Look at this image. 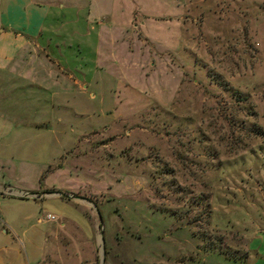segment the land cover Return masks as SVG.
<instances>
[{"label": "rangeland", "instance_id": "374dc122", "mask_svg": "<svg viewBox=\"0 0 264 264\" xmlns=\"http://www.w3.org/2000/svg\"><path fill=\"white\" fill-rule=\"evenodd\" d=\"M86 1L100 70L54 30L0 87V264H264V0Z\"/></svg>", "mask_w": 264, "mask_h": 264}, {"label": "crops", "instance_id": "0c3cea01", "mask_svg": "<svg viewBox=\"0 0 264 264\" xmlns=\"http://www.w3.org/2000/svg\"><path fill=\"white\" fill-rule=\"evenodd\" d=\"M58 2V9H63L65 6L63 2L60 0H0V87L5 84L8 79L11 82V79L18 78L22 79L23 77H13L16 76V62L21 54V59L23 57L22 53L27 52L28 50L35 51L41 50V41L43 40V36H47L48 41H52L51 37L58 38L60 35H54V30L60 29H68L67 31H77V33L73 34L72 32L67 33L68 40L75 42L76 40L82 45V47L86 50L85 56H82L80 60H82L81 65H78V70H72L70 67V71L77 76L78 79L87 78L94 70V74L100 70L98 68V51L99 46L101 44V38L98 34V31L94 33V41H87L86 33L87 31H91L92 26L88 25L85 21H80L74 24L67 23H57L54 20L56 10L54 8V2ZM64 1V0H63ZM100 0H91V6L93 10L95 5L100 4ZM87 5V1L79 0L78 10L79 13L85 10L82 9L83 6ZM94 11V10H93ZM51 20V22H49ZM93 28V27H92ZM91 37V35H89ZM76 39V40H75ZM87 46H90L89 48ZM89 54H88V50ZM33 53V54H34ZM28 55L27 57L30 59V62L33 63L37 60L36 55ZM70 66V65H69ZM67 67V66H66ZM32 69V68H31ZM31 75V73H30ZM82 77V78H81ZM28 81V80H27ZM84 81V80H83ZM29 82V83H28ZM26 82L25 86H34L36 90H38V86L31 80ZM37 82V80H35ZM71 86H78L80 90H83L85 84L80 80L71 81ZM22 85V84H21ZM20 85V86H21ZM46 91V90H43ZM213 256V257H210ZM215 254L205 255L201 260L202 263H206V260L212 258L214 260ZM217 264H245V262L240 261H231L227 260L219 255ZM215 262V261H214Z\"/></svg>", "mask_w": 264, "mask_h": 264}, {"label": "water", "instance_id": "95a60500", "mask_svg": "<svg viewBox=\"0 0 264 264\" xmlns=\"http://www.w3.org/2000/svg\"><path fill=\"white\" fill-rule=\"evenodd\" d=\"M57 194V193H56ZM59 195V194H58ZM28 196H33L32 194H29ZM61 197L63 196H65V195H60ZM66 197V196H65ZM72 200H83V201H85L84 199H82V198H80V197H70Z\"/></svg>", "mask_w": 264, "mask_h": 264}]
</instances>
